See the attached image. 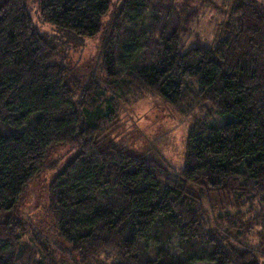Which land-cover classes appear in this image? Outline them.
<instances>
[{
    "label": "trees",
    "instance_id": "16d2710c",
    "mask_svg": "<svg viewBox=\"0 0 264 264\" xmlns=\"http://www.w3.org/2000/svg\"><path fill=\"white\" fill-rule=\"evenodd\" d=\"M213 3L120 0L103 48V86L72 79L55 62L26 0H0V216L18 207L51 148L79 147L51 184L50 214L82 264L103 254L100 264H264V223L259 248L234 244L218 219L212 230L190 190L264 199V0L236 3L214 46L183 50L197 7ZM111 9L112 0H40L46 23L82 38L97 36ZM147 97L181 116L211 106L225 122H196L185 167L164 166L110 140L119 106ZM19 229L14 219L0 222V264H55L22 252ZM175 238L178 253L159 248Z\"/></svg>",
    "mask_w": 264,
    "mask_h": 264
},
{
    "label": "rangeland",
    "instance_id": "374dc122",
    "mask_svg": "<svg viewBox=\"0 0 264 264\" xmlns=\"http://www.w3.org/2000/svg\"><path fill=\"white\" fill-rule=\"evenodd\" d=\"M173 1L180 8L185 7V0ZM240 1L242 0H214L213 5L197 7L198 17L183 35L182 49L187 50L196 44L211 47L222 40L225 37V27L233 17L232 10ZM26 2L37 33L43 35L56 52L55 62L63 65L72 79L86 84L92 76L104 86L103 48L112 38L113 18L120 0H112V9L103 18L101 32L92 38L77 37L51 26L41 17L40 0ZM198 86L195 81L189 83L193 91H196ZM118 118V125L110 138L113 143L124 146L133 155L154 159L177 170L185 167L189 129L200 121L218 125L225 122L211 106L199 109L189 116H181L160 98L155 97H147L137 103H122L119 106ZM0 132L7 133L1 127ZM79 151V147L67 145L51 148L44 171L30 183L18 207L9 215L0 216V222L7 218L17 221L21 226L16 232L21 251L32 250L36 258L42 261L48 258L53 259L55 264H82L79 256L59 237L50 214L51 184ZM190 190L202 200L213 231H219L215 227L218 219L220 227L227 230L234 244L260 247L259 231L264 223V199L242 197L237 192L212 193L202 187H191ZM229 222H232V226ZM159 248L176 254L177 239L170 245L165 244ZM105 259L107 255L103 254L98 259L99 264L100 260L104 262ZM112 259L106 263L112 262Z\"/></svg>",
    "mask_w": 264,
    "mask_h": 264
}]
</instances>
